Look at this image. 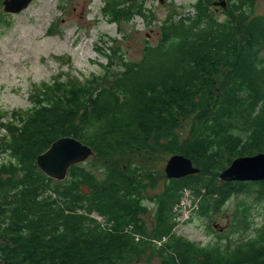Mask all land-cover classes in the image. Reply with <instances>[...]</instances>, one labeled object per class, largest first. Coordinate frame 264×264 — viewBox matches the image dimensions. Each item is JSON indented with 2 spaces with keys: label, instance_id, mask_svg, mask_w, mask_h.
<instances>
[{
  "label": "trees",
  "instance_id": "1",
  "mask_svg": "<svg viewBox=\"0 0 264 264\" xmlns=\"http://www.w3.org/2000/svg\"><path fill=\"white\" fill-rule=\"evenodd\" d=\"M196 1L200 22L190 25L182 17L165 21L157 48L148 47L141 67L125 63L112 85L97 89L94 80L59 82L54 85L57 97L40 89L38 104L26 113L1 117L0 152L7 160L0 164V264H130L145 249L139 216L146 211L141 202L145 181L153 186L154 176L145 178L135 164L125 170L110 164L101 179L83 171L80 163L68 170L70 184H54L38 169L36 158L61 137L90 146L100 159L159 146L189 158L199 169L172 179L160 196L154 239L167 242L152 246L159 264H264V226L230 255L197 249L172 233L176 221L170 225V205L180 202L188 182L198 178L200 183L202 175L217 179L236 158L264 153V83L255 80L264 67V57L257 54L264 47V16L249 14L255 0H236L230 17L236 15L237 22L227 18L217 23L207 5L217 8L213 3L219 0ZM109 11L112 22L132 19L121 3ZM171 43L178 51L157 65ZM136 71L146 76L132 85ZM54 98L64 108L45 103ZM192 116L188 136L181 139L177 130ZM208 183L196 192L218 198L216 203L248 184L264 187V181L224 182L218 189ZM163 201L173 202L168 210ZM201 208L205 212L210 204ZM92 212L106 216L108 223L99 224Z\"/></svg>",
  "mask_w": 264,
  "mask_h": 264
},
{
  "label": "rangeland",
  "instance_id": "2",
  "mask_svg": "<svg viewBox=\"0 0 264 264\" xmlns=\"http://www.w3.org/2000/svg\"><path fill=\"white\" fill-rule=\"evenodd\" d=\"M2 1L0 0V122L8 119L11 114H24L34 103L38 104L37 100L42 96L41 90L50 92L49 96L57 97L54 85L59 82L83 84L94 80L92 86L97 89L106 82L112 85L114 80L122 76L125 63L141 67L148 47L157 48L161 39L160 26L165 21L182 17L193 25L201 20L197 15L199 3L196 0H167L163 4L156 0H33L22 12L14 15L4 12ZM120 3L131 11L132 19L124 17L119 22H112L109 8ZM235 3L236 0H228L226 9L219 7L218 10L207 5V13L217 23L227 18L236 23L238 17H230L234 13L230 11H233ZM242 13L243 10L241 15ZM249 14L264 16V0H255ZM165 46H168V54L165 53L158 59L157 65L160 61H168L178 51L174 43ZM257 54L264 57V47L257 50ZM252 61L255 59L250 60ZM262 70L264 67L255 74V80L259 83H264ZM137 74L129 81L132 85L145 79L146 74ZM94 76L103 79L96 81ZM44 85L47 86L46 89ZM45 103L58 109L64 108V102L59 103L55 98ZM193 121L194 116L177 130L181 139L188 136ZM3 134L0 126V140L3 139ZM172 153L156 146L138 155L126 153L112 159H100L93 154L81 163L83 171H90L101 179L107 173L106 165L110 164L124 170L135 164L141 172L144 171L145 178L148 174L154 176L153 186L148 185L151 181H145L146 188L141 202L146 211L139 216L147 238L145 249L138 260L130 264H159L152 246L154 243L160 245L163 241L167 242V239L156 241L154 238L158 234L155 228L158 224L160 196L172 180L166 178L164 172ZM6 160L7 155L0 152V164ZM199 178L200 183L196 178L187 183L189 186L180 184L181 188L184 186L186 189L182 190L180 202L170 205L169 219L174 217L170 225L176 221L172 233L191 242L197 249H216L222 254L230 255L238 244L254 240L257 230L264 226V187L248 184L242 190H233L225 201L216 203L218 198L206 195L203 190L198 195L196 188L207 186V181L217 189L222 188L225 183L219 177L211 179L202 175ZM53 181L54 184L68 185L71 182L70 173H67L63 181ZM233 184L230 186L233 187ZM163 202L165 208L170 202L173 203ZM208 203L210 208L204 212L201 207ZM81 211L82 209L78 210ZM90 216L96 217L99 224L108 223L107 217L97 212H92ZM135 234L137 236L141 233Z\"/></svg>",
  "mask_w": 264,
  "mask_h": 264
},
{
  "label": "water",
  "instance_id": "3",
  "mask_svg": "<svg viewBox=\"0 0 264 264\" xmlns=\"http://www.w3.org/2000/svg\"><path fill=\"white\" fill-rule=\"evenodd\" d=\"M33 0H3V10L7 14H18L27 8ZM163 4L167 0H156ZM213 6L226 9L225 0L213 3ZM90 146L72 137H61L36 158L38 169L48 178L63 181L69 168L85 162L93 156ZM166 178L181 179L198 174L189 158L183 155H172L164 169ZM223 182H259L264 181V153L253 156L238 157L224 169L219 176Z\"/></svg>",
  "mask_w": 264,
  "mask_h": 264
},
{
  "label": "flooded vegetation",
  "instance_id": "4",
  "mask_svg": "<svg viewBox=\"0 0 264 264\" xmlns=\"http://www.w3.org/2000/svg\"><path fill=\"white\" fill-rule=\"evenodd\" d=\"M215 8V7H214ZM215 10H218V7L217 8H215Z\"/></svg>",
  "mask_w": 264,
  "mask_h": 264
}]
</instances>
